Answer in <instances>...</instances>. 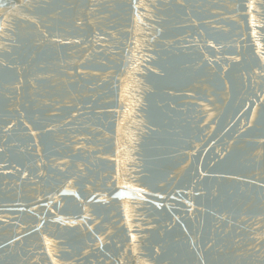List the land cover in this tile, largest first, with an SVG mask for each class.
Segmentation results:
<instances>
[{
	"label": "water",
	"instance_id": "water-1",
	"mask_svg": "<svg viewBox=\"0 0 264 264\" xmlns=\"http://www.w3.org/2000/svg\"><path fill=\"white\" fill-rule=\"evenodd\" d=\"M0 264H264V0H0Z\"/></svg>",
	"mask_w": 264,
	"mask_h": 264
}]
</instances>
